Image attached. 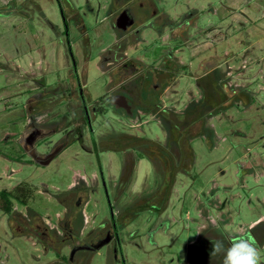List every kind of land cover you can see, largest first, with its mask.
Masks as SVG:
<instances>
[{
	"label": "rangeland",
	"instance_id": "374dc122",
	"mask_svg": "<svg viewBox=\"0 0 264 264\" xmlns=\"http://www.w3.org/2000/svg\"><path fill=\"white\" fill-rule=\"evenodd\" d=\"M110 2L0 0V190L26 186L28 207L54 227L65 211L60 197L70 198L82 188L74 226L77 244L88 242L98 226L99 238L104 237L113 223L73 78L64 19L86 104L97 106L100 97H109L115 81L100 64V53L114 41L105 19ZM153 3L140 9L145 24L141 39L126 51L146 66L162 63L172 53L174 79L163 84L159 108L134 114L112 106L90 111L120 249L111 241L99 250H80L74 258L79 264H222V254L211 255L212 243L227 245L248 232L258 247V262L264 260V0ZM159 16L171 21L162 32L157 30ZM41 98L38 119L58 129L38 150L46 152L64 131L70 140L45 166L25 162L29 157L17 143L27 123L28 102ZM199 102L201 122L181 130L185 138L197 134L201 124L209 129L190 140L194 160L189 172L176 173L164 208H134L158 187L161 172L156 162L138 159L139 144L116 152L107 150L111 141L133 135L169 146L166 121L184 129L181 115L193 121L192 114L183 113ZM171 145L178 161L183 145ZM185 163V158L179 162ZM126 207L133 208L123 212ZM7 218L0 210V264H69L70 243L46 252L32 237L12 231Z\"/></svg>",
	"mask_w": 264,
	"mask_h": 264
},
{
	"label": "flooded vegetation",
	"instance_id": "af4514ba",
	"mask_svg": "<svg viewBox=\"0 0 264 264\" xmlns=\"http://www.w3.org/2000/svg\"><path fill=\"white\" fill-rule=\"evenodd\" d=\"M136 1L140 2L136 5ZM138 5H140L141 8H139ZM137 7L139 8V12H136ZM148 7H154L153 0H111V2L108 3L105 19L110 20L111 27L114 31V41L100 53V64L101 66L103 65L107 71L112 72L116 82L114 81L111 84L112 86L110 90L112 92L109 97L97 100V106L86 104V96L83 89L84 86L77 73L74 54L73 52H70L67 42V48L72 62L73 78L76 84L77 93L80 97L81 105L83 106L84 116L86 110L89 115L90 111L97 113L96 111L99 110L98 106H112L113 108L123 110L126 114H134L146 108H159L158 100L161 95L163 84L174 79V66L176 67L177 65L176 62L172 60V53L162 59V63L146 66L143 62L134 57V55H129L126 51L128 44L131 45L133 42L135 43L141 39V26L145 24H143L144 20H142L144 17L140 19L141 15H143L140 9H144L146 11ZM150 18H152V16ZM158 19L161 26L158 25L157 30L162 32L164 28L163 26L166 25L167 22L171 21L165 18V16H159ZM64 20L67 24L66 19ZM179 26L180 25H178V28ZM177 34L180 35L179 32ZM66 40H68L67 36ZM117 78L118 80H116ZM43 95H46V93H43L42 95L40 94L38 97H42ZM42 99L43 98H41L40 101L30 100L28 102L27 123L24 125L22 131L17 135L18 146L22 150L23 154L29 157L25 162L30 164L34 163L38 166H45L49 164L68 146L70 142L69 132L66 133V131H64L61 134V137H59L56 141L50 142V146H48V150L46 152L38 150L43 142L50 139L47 138L48 135L51 132H56L58 129L56 126H50L49 122L45 123L38 119V115H40L42 111V105L39 104ZM37 103L38 105H36ZM36 109H38V111L33 112ZM75 187H77V185L73 184L71 188ZM13 190L14 191L12 192L6 190V197L0 196V210L3 205H8L9 202L11 203L10 211L8 213L3 211L8 216L7 221H9V227L12 231L17 232L18 235H27L32 237L36 243L44 248L46 252H53L54 248H58L65 242L70 243V246H72V252L75 248L81 245H92L96 241L104 238L108 233L111 236L110 242L113 241L117 243V238L111 225L106 229L104 237L99 238V235L101 234V231L99 230L97 234H95V237H90L88 242H83L81 244L75 243L77 236L75 235L74 226L77 223L76 217H79L77 209L84 196L82 188H76L70 198L60 197V201L63 203L65 211L62 216H59L58 225L54 227H50L43 223L39 213L28 207L26 199L23 196L27 191L26 186L18 184L14 186ZM13 202H15L14 205ZM19 206L24 207L25 212L22 213ZM112 207L114 212L113 204ZM80 250L91 251L88 249H77L75 250L72 259H70V252L68 258L69 264H79V260H75L74 256ZM59 262L60 261H54L52 264H58ZM258 264H264V260L259 261Z\"/></svg>",
	"mask_w": 264,
	"mask_h": 264
},
{
	"label": "trees",
	"instance_id": "16d2710c",
	"mask_svg": "<svg viewBox=\"0 0 264 264\" xmlns=\"http://www.w3.org/2000/svg\"><path fill=\"white\" fill-rule=\"evenodd\" d=\"M101 99H103V98L100 97L99 100H101ZM199 105L201 106L200 102L196 103L195 107H194V105H191L183 113V114H187V115L192 114L193 121L186 122V120L182 119V118H184V116L181 115L180 124H183V126H185V124H187V126H185L184 129H179L178 125H176V123H174L173 121H166V123H165V125H166L165 128H166V131L168 134L167 144L170 147H172V145H171L172 143L177 144L179 146L183 145V149L179 151L180 158L178 159V161L175 158L172 151L168 149L169 146H162L159 143H156V142L152 141L151 139H147L145 137H136L133 135H123L122 137L121 136L116 137L115 140L111 141L110 148L107 150H112V151H116V152H118L124 148L131 147V145H134V144L138 145L139 144L138 147L140 148V151H139L138 159L145 157V158L149 159L151 162H156L158 164V169L161 172L162 177H161L159 184L157 185L158 187H156L155 190L150 195L143 197L142 199L138 200L135 204H133L134 208L135 207H137V208L149 207L150 205H154V204L155 205L157 204L160 208H164L167 205L168 198H169L170 193L172 191V187H173L174 182H175L176 173L177 172H184V173L189 172V168L192 165L191 163H193V160H194L193 150L190 147V140H192L196 137L202 136L209 129L205 128L201 124L199 130L197 131V134L196 133L195 134L189 133L190 135L188 134L185 138H181V135H182L181 130H185L186 128H188V126L190 127L194 123L198 124V122H201V116L202 115L200 114L201 112L198 111ZM84 119H85V122L87 124L85 116H84ZM79 140H80V137H79ZM184 158L187 159V163H188L189 167L186 166L187 163H185L186 165H184V166H181L179 164V162L183 161ZM5 192H6V190L0 191V196L6 197ZM156 195L159 196L160 200L158 198H155ZM153 202H155V203H153ZM129 207H126L123 210V212L131 211V208H133V207H131V208H129ZM10 209H11V203L9 202L8 205H3L1 210L8 213L10 211ZM134 214L133 213L129 214L127 219H126V222H130L133 219L132 216ZM126 222H124V224ZM99 227L100 226H98V228ZM98 228L91 231V233L89 235L90 236L94 235V236H91V238L95 237V234H97V232L99 231Z\"/></svg>",
	"mask_w": 264,
	"mask_h": 264
},
{
	"label": "clouds",
	"instance_id": "9594fccd",
	"mask_svg": "<svg viewBox=\"0 0 264 264\" xmlns=\"http://www.w3.org/2000/svg\"><path fill=\"white\" fill-rule=\"evenodd\" d=\"M222 254V264H258L259 252L251 233L232 237L227 245L223 240L212 243V256Z\"/></svg>",
	"mask_w": 264,
	"mask_h": 264
},
{
	"label": "water",
	"instance_id": "95a60500",
	"mask_svg": "<svg viewBox=\"0 0 264 264\" xmlns=\"http://www.w3.org/2000/svg\"><path fill=\"white\" fill-rule=\"evenodd\" d=\"M64 27H65L66 36L68 37L69 36V30H68V27H67V24H66L65 20H64ZM67 42H68L69 50L72 53L70 40L68 39ZM74 67H75V64H74ZM85 109H86V107H85ZM85 117H86L87 125L89 127L90 136H91V139H92V146H93L92 148H93L94 153L97 156L98 163H99V173H100V177L102 179L103 186H104L105 193H106L107 203H108V207H109V211H110V218H111V221L113 223L114 234L116 235L117 243L119 245L118 230H117V225H116L115 216H114V212H113V207H112V204H111V201H110L109 191H108V188H107V185H106V180H105L104 173H103V170H102V167H101V164H100V160H99V156H98L99 150H98L97 142L95 140L94 131H93V128L91 126V118H90V115L88 114L87 110L85 112ZM110 240H111V236L108 233L104 238L96 241L92 245H81V246L75 248L71 252L70 259H72L73 254H74L75 250H77V249L98 250L103 245L108 244L110 242ZM119 249H120V245H119Z\"/></svg>",
	"mask_w": 264,
	"mask_h": 264
}]
</instances>
